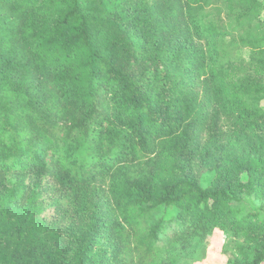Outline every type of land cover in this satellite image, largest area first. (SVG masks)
Instances as JSON below:
<instances>
[{
    "label": "trees",
    "instance_id": "trees-1",
    "mask_svg": "<svg viewBox=\"0 0 264 264\" xmlns=\"http://www.w3.org/2000/svg\"><path fill=\"white\" fill-rule=\"evenodd\" d=\"M260 6L0 0V264H264Z\"/></svg>",
    "mask_w": 264,
    "mask_h": 264
},
{
    "label": "rangeland",
    "instance_id": "rangeland-1",
    "mask_svg": "<svg viewBox=\"0 0 264 264\" xmlns=\"http://www.w3.org/2000/svg\"><path fill=\"white\" fill-rule=\"evenodd\" d=\"M259 12L253 17L252 28L257 33H264V0ZM214 174L207 172L201 177V182L207 185ZM240 237L226 235L220 230L213 231L207 238L194 247L182 250L178 255V264H224L228 256H234L239 251Z\"/></svg>",
    "mask_w": 264,
    "mask_h": 264
}]
</instances>
